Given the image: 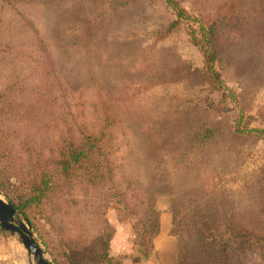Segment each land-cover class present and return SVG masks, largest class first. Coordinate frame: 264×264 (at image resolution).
Masks as SVG:
<instances>
[{
  "label": "rangeland",
  "instance_id": "rangeland-1",
  "mask_svg": "<svg viewBox=\"0 0 264 264\" xmlns=\"http://www.w3.org/2000/svg\"><path fill=\"white\" fill-rule=\"evenodd\" d=\"M171 2L0 0V196L52 260L98 247L108 210L138 214L149 185L178 249L235 214L259 244L239 263L264 264V55L208 27L236 37L256 2Z\"/></svg>",
  "mask_w": 264,
  "mask_h": 264
},
{
  "label": "trees",
  "instance_id": "trees-1",
  "mask_svg": "<svg viewBox=\"0 0 264 264\" xmlns=\"http://www.w3.org/2000/svg\"><path fill=\"white\" fill-rule=\"evenodd\" d=\"M167 1L171 2V0ZM254 1L256 2V4L254 5V14L253 16L251 15L249 19L246 18L250 21V23L245 20V17H239V15L237 16V13L235 11L237 6L234 3L229 4L230 9L233 10L232 14L235 15L234 17H239V20H236V22L231 21L233 22V24H235V28H237L239 31V34H237L236 37H234L235 33H233L231 30L232 27L226 32L218 33L216 29V23H212L208 26L209 30L213 32L212 35L217 38V42L219 41V38L222 37L224 38V45L229 46L230 44H234L233 42L238 38L243 37V43L245 46L247 43L253 49V52H259L264 55V0ZM225 16L227 17L226 14H223L221 19L224 20ZM177 17L179 19V14L177 15ZM232 19L233 16L230 17V20ZM241 20L243 23H240ZM218 23L221 24L222 21L220 20L218 21ZM177 25L178 21L176 20L173 22V24H171V27L175 28V26L177 27ZM243 30L245 32H243ZM220 45V50L224 49L222 46L223 44ZM68 175L70 174H67V176ZM92 182L93 180H91V184ZM51 186L52 185H50V187L46 186L44 189H42L40 191V195L37 197H42V199L46 200L48 197V193H50L53 189ZM149 188L150 186L148 185V190L146 189L147 196L148 194H151L152 196L156 197V200L152 198L148 199V201L145 200V202L141 203V211L138 212V214L134 212L130 217L135 218L136 220V244L138 247V257L140 256L141 258L147 257L151 252L153 246L151 242L152 237L155 235L159 227V211L156 208L157 198L160 196L162 197V195H166V193L163 192L165 190L154 191ZM12 204L18 210H20L21 213H23L24 215L27 214L23 206H18L14 202H12ZM234 216L236 218L235 214L230 216L232 222L231 220H227L224 228L219 231L222 237L212 244L211 242L215 239V237L211 236L209 232L207 234L209 237L208 238L207 235H205V231L207 232L208 229L212 230L213 228H210L208 224L197 226L194 223V228L197 230L196 237L199 245V250H197L198 252L193 254V252H189L185 249L179 248L177 255V264H188L191 262H196L197 264H236V259L239 258V263L245 252L251 251L252 253H254L253 249L256 248V244L257 246L259 245L257 243L258 240L249 235L250 233L247 231L248 228H246L245 226H241L240 224L235 222L233 220ZM120 219L123 218L120 216ZM102 222H104V224L107 226L108 231L107 234L105 233L107 236L98 235V247L87 248L81 240H75L71 242L68 247L64 248L65 251L63 253V256L71 261L69 264H121L119 259H114L109 256V239L113 233V229L106 218L102 219ZM174 225L178 224L173 217V226ZM172 232L174 235H177L173 231V229ZM84 250L88 251L87 254L90 255H85L83 252ZM234 261L235 263H233ZM53 262H55L56 264H64L60 260V258L55 257V255H53Z\"/></svg>",
  "mask_w": 264,
  "mask_h": 264
},
{
  "label": "crops",
  "instance_id": "crops-1",
  "mask_svg": "<svg viewBox=\"0 0 264 264\" xmlns=\"http://www.w3.org/2000/svg\"><path fill=\"white\" fill-rule=\"evenodd\" d=\"M159 227L152 237V249L147 257H138L135 218L120 219L118 209L110 208L106 218L113 233L109 239V256L121 264H177V237L172 232L173 217L168 206L158 207ZM46 250V249H45ZM47 252V251H46ZM53 261V260H52ZM1 264H34L25 249L8 233L0 234Z\"/></svg>",
  "mask_w": 264,
  "mask_h": 264
},
{
  "label": "water",
  "instance_id": "water-1",
  "mask_svg": "<svg viewBox=\"0 0 264 264\" xmlns=\"http://www.w3.org/2000/svg\"><path fill=\"white\" fill-rule=\"evenodd\" d=\"M8 233L25 249L34 264H53L29 221L23 220L19 210L0 196V234ZM1 264V262H0Z\"/></svg>",
  "mask_w": 264,
  "mask_h": 264
}]
</instances>
